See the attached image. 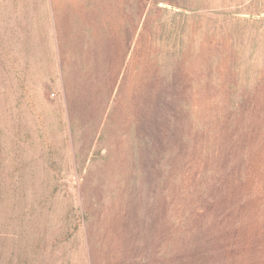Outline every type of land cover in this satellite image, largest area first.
<instances>
[{
    "label": "rangeland",
    "instance_id": "rangeland-1",
    "mask_svg": "<svg viewBox=\"0 0 264 264\" xmlns=\"http://www.w3.org/2000/svg\"><path fill=\"white\" fill-rule=\"evenodd\" d=\"M0 264H264V0H0Z\"/></svg>",
    "mask_w": 264,
    "mask_h": 264
},
{
    "label": "trees",
    "instance_id": "trees-1",
    "mask_svg": "<svg viewBox=\"0 0 264 264\" xmlns=\"http://www.w3.org/2000/svg\"><path fill=\"white\" fill-rule=\"evenodd\" d=\"M81 204H83V206H84V201Z\"/></svg>",
    "mask_w": 264,
    "mask_h": 264
}]
</instances>
